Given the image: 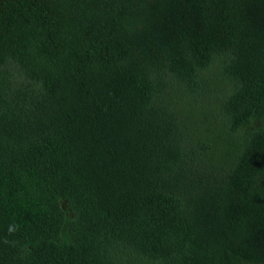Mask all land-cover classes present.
I'll use <instances>...</instances> for the list:
<instances>
[{
    "label": "trees",
    "instance_id": "obj_1",
    "mask_svg": "<svg viewBox=\"0 0 264 264\" xmlns=\"http://www.w3.org/2000/svg\"><path fill=\"white\" fill-rule=\"evenodd\" d=\"M0 264H264V0H0Z\"/></svg>",
    "mask_w": 264,
    "mask_h": 264
}]
</instances>
